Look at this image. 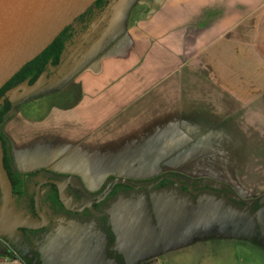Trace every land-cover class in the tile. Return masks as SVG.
Wrapping results in <instances>:
<instances>
[{
    "label": "crops",
    "instance_id": "1",
    "mask_svg": "<svg viewBox=\"0 0 264 264\" xmlns=\"http://www.w3.org/2000/svg\"><path fill=\"white\" fill-rule=\"evenodd\" d=\"M108 8L98 36L110 44L92 62L60 82L11 94L2 134L14 169L70 176L90 193L118 171L130 180L175 173L228 187L258 203L260 216L264 0H110ZM151 191L201 205L173 233L192 254L209 255L217 233L207 231L203 209L212 194L174 187L118 198ZM70 221L82 223L56 227H74ZM235 223L219 221L218 235L236 227L237 235L261 240L262 219Z\"/></svg>",
    "mask_w": 264,
    "mask_h": 264
},
{
    "label": "rangeland",
    "instance_id": "2",
    "mask_svg": "<svg viewBox=\"0 0 264 264\" xmlns=\"http://www.w3.org/2000/svg\"><path fill=\"white\" fill-rule=\"evenodd\" d=\"M209 184L216 189L226 188L218 183ZM232 194L231 198L239 200ZM119 195L105 209L114 236L110 247L97 221L89 219L81 224L70 221L74 227L58 226L54 233L38 234L30 240L28 248L20 241V233L5 225L0 215V237L3 238L0 239V253L4 246L8 251L14 250L24 261L31 259L28 264H264V228H258L261 240L253 241L247 234L237 235L236 227L225 236L218 235L221 220L233 226L237 221L253 222L256 218L264 221V210L260 216H255L259 205L253 214L230 204L222 208L218 202L221 198L212 194L210 204L203 209L209 214L203 215H207V231L217 234L210 238L209 255H205L192 254L189 244L173 233V225L187 221L190 209L196 211L198 205L201 206L199 203L183 201L179 204L175 199L180 196L173 191L138 193L134 198H118ZM13 214L16 217H12ZM13 214L9 210L12 220L21 221L18 213Z\"/></svg>",
    "mask_w": 264,
    "mask_h": 264
},
{
    "label": "trees",
    "instance_id": "3",
    "mask_svg": "<svg viewBox=\"0 0 264 264\" xmlns=\"http://www.w3.org/2000/svg\"><path fill=\"white\" fill-rule=\"evenodd\" d=\"M109 1L96 0L93 2L71 24L64 27L47 47L24 64L0 87V160L10 184L8 210L19 211L21 222L26 223V221L31 222L32 220L33 223L34 221L39 222L34 209V189L37 183L45 180L54 181L60 187V195L63 200V202L60 201L55 185L51 183L41 184L38 188L37 203L39 212L45 219V225L39 229L21 228L17 231L20 234L25 231L45 235L53 232L59 224V220L74 219L84 223L89 219H95L99 229L105 233L107 245L110 247L113 244L114 236L105 212L108 204L117 195H125L132 190L145 192L147 190H160L169 186L192 196L199 193H210L220 197L227 204L245 208L253 214L258 203L247 204L244 201L231 198V192L227 187L216 189L210 186L211 181L190 179L175 173H166L149 180L119 179L118 183H114L113 177H109L102 184L103 187L101 186L102 193L96 197L83 188L79 180H71L72 177L70 176L57 175L41 169L26 173H19L14 169L8 141L2 134V126L12 110L9 96L19 88L33 89L38 86L44 87L51 81L60 82L68 78L70 72H77L82 69L105 50L110 42L104 43L103 38L98 34L109 12ZM2 197L3 189L0 181V204ZM63 203L71 210L65 209ZM86 203H90L88 208L85 207L77 212L73 211L74 208L77 209ZM0 256L9 259L16 256L24 264L29 263L28 260H22L14 250L8 251L5 247H3ZM117 258L119 257L117 256Z\"/></svg>",
    "mask_w": 264,
    "mask_h": 264
},
{
    "label": "water",
    "instance_id": "4",
    "mask_svg": "<svg viewBox=\"0 0 264 264\" xmlns=\"http://www.w3.org/2000/svg\"><path fill=\"white\" fill-rule=\"evenodd\" d=\"M96 0H0V87L24 64L36 57L61 30L72 23ZM34 89V88H33ZM32 89H26L30 91ZM11 95L9 101H11ZM126 172L118 171L116 178H124ZM0 181L3 197L0 207L2 222L12 229H39L45 225L44 217L37 206V191L34 195L35 213L41 220L38 225L12 220L9 217L10 184L0 160ZM58 191L60 187L53 182ZM117 183V182H114ZM37 189V187H36ZM64 204V203H63ZM90 203L73 209L80 211ZM67 210L70 207L64 204Z\"/></svg>",
    "mask_w": 264,
    "mask_h": 264
},
{
    "label": "flooded vegetation",
    "instance_id": "5",
    "mask_svg": "<svg viewBox=\"0 0 264 264\" xmlns=\"http://www.w3.org/2000/svg\"><path fill=\"white\" fill-rule=\"evenodd\" d=\"M124 177V176H123ZM113 179H114V181L113 182H119L120 180L119 179H121V180H123V179H125V178H116V177H113ZM127 180H130V179H127ZM54 181H51V180H45V181H40L39 183H37V185L35 186V189H34V195H35V191H37V200H38V188H39V186H41V184H43V183H51V184H53V185H55L54 183H53ZM56 186V185H55ZM36 187H37V189H36ZM103 187V186H102ZM56 189H57V187H56ZM157 190V189H156ZM102 189H101V187H100V189H98L97 191H95V192H93V193H91L92 195H95L96 197H98L99 196V194H101L102 192ZM133 191V190H132ZM149 191V190H148ZM58 192V191H57ZM95 197V198H96ZM94 198V199H95ZM115 199V198H114ZM113 199V200H114ZM97 200V199H96ZM96 200H93V201H96ZM112 200V201H113ZM92 201V200H91ZM34 202H35V199H34ZM37 206H38V203H37ZM65 208V207H64ZM34 209H35V207H34ZM66 209V208H65ZM74 209H76V208H74ZM38 211H39V209H38ZM12 214L13 213H15V214H17L18 213V216L17 217H21L20 216V212L19 211H16V212H13V211H10ZM40 213V212H39ZM36 214V213H35ZM37 216V215H36ZM12 217H16L14 214H13V216ZM38 217V216H37ZM39 218V217H38ZM16 221H17V219H16ZM39 222L37 223V224H35V223H33V220L30 222V221H26V223H28V224H33V225H38V224H40L41 223V220L39 219L38 220ZM19 222H21V221H19ZM20 241H22V243H24V244H26L28 247H31V243L32 242H30V240L32 239V238H35L36 236H38V234L37 233H31V232H25V231H23V232H21V234H20ZM0 239H3V238H1L0 237ZM5 239V238H4ZM4 247V246H3ZM11 257V256H10ZM12 258V257H11ZM29 260H31V259H29ZM28 260V261H29Z\"/></svg>",
    "mask_w": 264,
    "mask_h": 264
},
{
    "label": "built area",
    "instance_id": "6",
    "mask_svg": "<svg viewBox=\"0 0 264 264\" xmlns=\"http://www.w3.org/2000/svg\"><path fill=\"white\" fill-rule=\"evenodd\" d=\"M0 264H24L19 258L16 256L9 259L5 256H0Z\"/></svg>",
    "mask_w": 264,
    "mask_h": 264
}]
</instances>
